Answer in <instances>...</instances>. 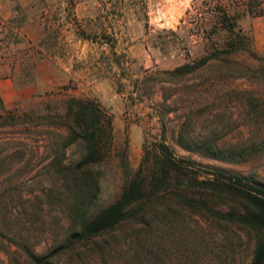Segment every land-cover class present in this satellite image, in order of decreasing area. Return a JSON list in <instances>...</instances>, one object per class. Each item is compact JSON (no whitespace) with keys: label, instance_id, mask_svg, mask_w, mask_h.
<instances>
[{"label":"rangeland","instance_id":"rangeland-1","mask_svg":"<svg viewBox=\"0 0 264 264\" xmlns=\"http://www.w3.org/2000/svg\"><path fill=\"white\" fill-rule=\"evenodd\" d=\"M115 1L123 9L113 21L117 34L113 35V31L98 34V43L85 45L84 56L75 60L51 61L45 56L48 50L73 51L76 45L48 44L38 36L32 43L0 29V78L13 73L18 86L37 88L31 100L22 101L14 108L73 96L87 75L94 76L98 79L97 89L112 100V105H103L114 116L120 140L129 142L134 169L144 154L141 141L144 145L146 140L164 139L176 156L195 161L196 169L204 176L209 170H226L264 181V155L245 162H225L188 151L177 143L185 120L189 121L192 134L212 135L223 145L258 137L262 119L248 116L241 95L248 91L264 100V80L259 74L264 63L248 54H238L213 60L207 67L173 84L148 81L146 78L153 75L165 77L162 71L201 57L210 48L211 40L207 39L205 22L201 20L206 11L204 0ZM238 9L240 25L251 39L252 50L264 56V14L250 16ZM43 31L37 30L42 34ZM218 37L223 41L222 36ZM113 84L120 93L116 98L110 93ZM23 134L36 148L24 161L13 155L7 159V166H0V224L6 231L23 237L37 252H50L69 236V204L73 197L63 179L47 165L53 134L40 130H0L2 155L14 149L4 139ZM81 156V145L73 144L67 149L65 162L77 164ZM102 173L101 201L109 204L121 192L120 169L117 163H109L102 166ZM1 247H8V243ZM253 247L254 238L247 231L220 226L205 217L184 212L171 213L151 226L128 224L92 241L79 242L61 253L56 261L59 264H248Z\"/></svg>","mask_w":264,"mask_h":264},{"label":"trees","instance_id":"trees-1","mask_svg":"<svg viewBox=\"0 0 264 264\" xmlns=\"http://www.w3.org/2000/svg\"><path fill=\"white\" fill-rule=\"evenodd\" d=\"M204 5L201 20L211 40L210 48L201 57L162 71L165 77L153 75L146 80L173 84L213 60L238 54H248L264 63V56L251 48V39L240 25L238 9L246 15L262 16L264 0H204ZM259 74L264 80L263 67ZM241 99L249 117L262 119L258 137L223 145L212 135L192 134L185 120L177 143L188 151L225 162H245L264 155V100L248 91L242 92ZM8 129L54 135L48 145L51 159L47 165L63 179L73 199L69 204V236L50 252H37L23 237L0 224V264H59L58 256L79 242L92 241L128 224L151 226L171 213L184 212L247 231L254 238L248 264H264V181L226 170H209L204 176L196 169L195 161L176 156L164 139L146 140L141 162L134 169L128 140H120L113 114L96 98L68 96L14 109H7L0 98V130ZM25 136L4 139L14 149L4 155L0 152V166H7V159L13 155L24 161L36 148ZM73 144L82 147L77 164L65 162L67 149ZM109 163H117L122 188L115 200L103 204L102 166ZM6 242L8 247H1Z\"/></svg>","mask_w":264,"mask_h":264},{"label":"crops","instance_id":"crops-1","mask_svg":"<svg viewBox=\"0 0 264 264\" xmlns=\"http://www.w3.org/2000/svg\"><path fill=\"white\" fill-rule=\"evenodd\" d=\"M122 10L115 0H0V29L14 32L32 43L38 36L48 44L76 45L73 51L68 48L61 53L46 51V59L69 61L82 58L85 45L98 43V34L112 31L113 35L117 34L113 21ZM41 28L43 34L37 32ZM12 74L0 78V98L7 109L31 100L37 92L35 85L18 86ZM97 82V78L87 75L73 96L96 98L104 105H112L110 97L97 89ZM111 88L110 93L116 98L120 93L114 84Z\"/></svg>","mask_w":264,"mask_h":264}]
</instances>
